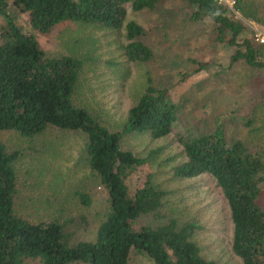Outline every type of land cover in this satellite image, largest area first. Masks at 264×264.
Listing matches in <instances>:
<instances>
[{"label": "trees", "instance_id": "obj_1", "mask_svg": "<svg viewBox=\"0 0 264 264\" xmlns=\"http://www.w3.org/2000/svg\"><path fill=\"white\" fill-rule=\"evenodd\" d=\"M193 19L207 18L216 39L234 46L230 64L238 59L264 67V44L252 36L240 17L228 14L219 0H188ZM134 10L155 7L157 0H0V130L15 129L24 135L42 131L48 124L86 133L88 164L108 194V207L94 239L70 242L66 225L86 228L84 214L58 219L30 220L15 212L18 151L9 150L0 139V264H22L37 258L38 264H128L132 250L146 253L154 264H219L200 252L192 239L198 225L178 224L175 218L138 224L145 215L162 218L160 209L166 190L146 171L148 154L141 156L120 145L131 132L149 131L158 137L171 130L178 117V102L167 87L149 84L128 108L120 129L111 130L86 107L75 103L73 94L82 59L71 55H48L36 36L24 32L10 9L27 12L29 23L39 32L67 20L99 23L110 28L124 26L128 59L146 61L153 55L150 45L139 38L144 27L125 22L126 4ZM234 8L244 19L264 25V12L256 0H235ZM242 37V38H240ZM198 62L192 71L204 68ZM191 71V72H192ZM184 72L181 77L188 75ZM252 117L245 124H252ZM183 159L173 173L193 177L210 173L221 188L233 223L232 249L243 264H264V147H252L247 139L228 133L222 122L181 141ZM137 174L135 184L132 174ZM79 202L91 203L88 192L75 191ZM73 221V223L71 222Z\"/></svg>", "mask_w": 264, "mask_h": 264}, {"label": "rangeland", "instance_id": "obj_2", "mask_svg": "<svg viewBox=\"0 0 264 264\" xmlns=\"http://www.w3.org/2000/svg\"><path fill=\"white\" fill-rule=\"evenodd\" d=\"M256 1L264 12V0ZM221 2L228 14L243 19L246 29L240 36H252L256 29H264L244 19L234 3ZM126 9L125 22L133 19L144 27L139 38L153 49L149 60L127 58L124 26L110 28L67 20L42 33L31 27L27 12L14 8L10 11L24 32L36 36L46 54H71L82 59L74 101L111 130L121 128L128 108L149 84L168 88L179 111L171 130L158 137L149 131L131 132L120 139L122 148L137 155L152 153L144 168L152 171L154 181L166 190L160 209L162 218L145 215L136 225L171 217L178 224L193 221L198 227L192 239L202 255L219 264H243L232 249L230 210L215 178L208 172L180 177L173 171L186 157L182 139L212 129L218 122L228 133L247 139L252 147H264V67L251 66L242 59L230 64L234 46L216 39V30L207 18L193 19L188 0H157L155 7L139 10L127 3ZM3 20L0 15V24ZM205 61L208 63L204 68L192 71L198 62ZM249 116L252 124L246 125ZM0 139L9 150L18 151L14 161L15 212L30 220L60 221L84 214L85 229L66 225L69 241L94 239L107 211L108 194L88 164L86 133L48 124L30 136L15 129H1ZM137 174L131 175L132 184ZM80 189L90 194V204L79 202L75 191ZM260 200L264 203V193ZM38 263L37 258H25L22 264ZM128 264L154 262L146 253L132 250Z\"/></svg>", "mask_w": 264, "mask_h": 264}, {"label": "built area", "instance_id": "obj_3", "mask_svg": "<svg viewBox=\"0 0 264 264\" xmlns=\"http://www.w3.org/2000/svg\"><path fill=\"white\" fill-rule=\"evenodd\" d=\"M222 0H219L221 2ZM228 5H232L234 0H225ZM253 39L256 42L264 44V29H256L253 33Z\"/></svg>", "mask_w": 264, "mask_h": 264}, {"label": "crops", "instance_id": "obj_4", "mask_svg": "<svg viewBox=\"0 0 264 264\" xmlns=\"http://www.w3.org/2000/svg\"><path fill=\"white\" fill-rule=\"evenodd\" d=\"M247 19H249V18H247ZM250 20H252V19H250ZM254 21V20H253ZM254 22H256V21H254ZM258 23V22H257ZM263 28H264V25H262L261 23H259Z\"/></svg>", "mask_w": 264, "mask_h": 264}]
</instances>
